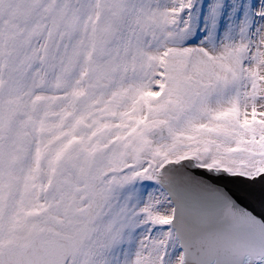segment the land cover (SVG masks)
I'll list each match as a JSON object with an SVG mask.
<instances>
[{"label":"snow or ice","instance_id":"1","mask_svg":"<svg viewBox=\"0 0 264 264\" xmlns=\"http://www.w3.org/2000/svg\"><path fill=\"white\" fill-rule=\"evenodd\" d=\"M0 264H264V0H0Z\"/></svg>","mask_w":264,"mask_h":264}]
</instances>
